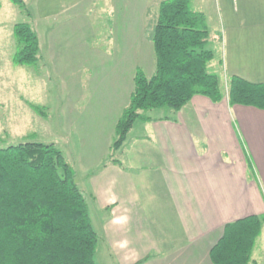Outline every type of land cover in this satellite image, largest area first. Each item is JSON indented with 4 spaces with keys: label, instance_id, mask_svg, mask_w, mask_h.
I'll use <instances>...</instances> for the list:
<instances>
[{
    "label": "crops",
    "instance_id": "1",
    "mask_svg": "<svg viewBox=\"0 0 264 264\" xmlns=\"http://www.w3.org/2000/svg\"><path fill=\"white\" fill-rule=\"evenodd\" d=\"M92 1L41 2V17L58 12L63 18L48 33L54 62L71 64L60 59L62 45L80 37L84 22L79 17ZM155 2L113 0L114 36L103 57L114 66L96 80L109 78L116 88L91 90L110 118L103 115L100 139L86 138L83 158L94 159L87 166L96 168L85 177L86 199L96 202L98 213L107 211L102 234L117 264H214L209 251L226 223L264 216V109L230 104L225 87L217 102L195 94L178 110L153 109L147 112L151 119L136 120L116 152L119 162L107 161L111 135L105 132L113 133L128 102L136 66L147 76L153 71L148 32ZM195 2L198 7L192 9L205 15L208 46L220 49L216 71L224 85L228 75L264 82V0H190V6ZM77 123L83 131L85 125Z\"/></svg>",
    "mask_w": 264,
    "mask_h": 264
},
{
    "label": "trees",
    "instance_id": "2",
    "mask_svg": "<svg viewBox=\"0 0 264 264\" xmlns=\"http://www.w3.org/2000/svg\"><path fill=\"white\" fill-rule=\"evenodd\" d=\"M29 13L24 0H10ZM16 40L13 61L35 63L41 58L37 31L25 21L12 26ZM148 37L153 43V71L136 66L132 88L113 128L107 161L136 120L151 119L158 108L180 109L193 95L217 102L222 97L217 72L209 69L214 53L208 46L205 15L190 0H160ZM230 104L264 109V82L236 75L226 77ZM32 109L42 113L33 103ZM44 114V113H43ZM262 218L247 215L224 226L209 256L214 264H258L251 251ZM98 234L88 212L76 170L53 142L20 141L0 146V264H97Z\"/></svg>",
    "mask_w": 264,
    "mask_h": 264
},
{
    "label": "rangeland",
    "instance_id": "3",
    "mask_svg": "<svg viewBox=\"0 0 264 264\" xmlns=\"http://www.w3.org/2000/svg\"><path fill=\"white\" fill-rule=\"evenodd\" d=\"M24 1L29 13L10 0H0V146L20 141L55 143L75 168L76 180L88 197L85 177L94 173L96 168L87 166L94 159L83 158V153L86 152L87 139H100L97 131L102 128V123L104 127V116L110 118V112L105 114L99 110L98 95L91 90L98 88L113 92L116 88L111 86L114 80H96L97 74L114 66V62H106L103 57V53L110 51L114 36L111 26L113 0H93L85 14L79 17L84 22L80 37L69 38L62 45L60 59L71 62L70 65L65 61L54 62L55 57L51 56L48 33L63 19L62 14L56 12L41 17L39 8L45 0ZM155 1L153 9L157 11L158 0ZM191 7L197 8V2ZM72 8L76 9L75 6ZM148 20L149 16L146 24ZM21 21L28 22L39 35L41 58L35 63L18 64L13 61L16 40L12 26ZM212 50L214 56L209 69L217 72L216 64H222L220 49L215 47ZM70 51L75 54L74 58L68 56ZM217 75L220 86L224 87L221 73L217 72ZM30 103L41 106L42 113L32 109ZM167 111L158 109L155 112ZM77 121L85 125L81 132ZM108 134L112 138L109 128L105 132L106 136ZM87 201L91 223L98 234L94 259L97 264H117L102 234L103 215L107 211L98 213L96 202ZM251 256L257 257L258 264H264V216Z\"/></svg>",
    "mask_w": 264,
    "mask_h": 264
}]
</instances>
